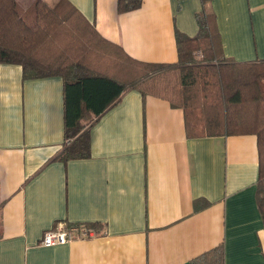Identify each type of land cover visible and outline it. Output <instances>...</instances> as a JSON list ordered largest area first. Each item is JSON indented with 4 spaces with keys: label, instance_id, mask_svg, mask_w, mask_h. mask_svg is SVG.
<instances>
[{
    "label": "crops",
    "instance_id": "1",
    "mask_svg": "<svg viewBox=\"0 0 264 264\" xmlns=\"http://www.w3.org/2000/svg\"><path fill=\"white\" fill-rule=\"evenodd\" d=\"M66 1L153 63L178 61L176 30L195 36L203 8L142 0L120 13L118 0ZM208 4L226 56L264 59V0ZM64 113L61 76L24 79L21 65H0V264H191L221 244L224 264H264L257 135L189 137L181 108L131 89L90 127L89 157L50 161L65 141ZM59 223L95 236L41 244Z\"/></svg>",
    "mask_w": 264,
    "mask_h": 264
},
{
    "label": "trees",
    "instance_id": "2",
    "mask_svg": "<svg viewBox=\"0 0 264 264\" xmlns=\"http://www.w3.org/2000/svg\"><path fill=\"white\" fill-rule=\"evenodd\" d=\"M209 1L202 0L203 8L195 14V36L176 30L178 61L153 63L106 40L66 0L55 5L34 0L28 7L0 0V65H21L24 79H64L65 141L50 161L89 157L90 127L131 89L181 108L189 137L257 135V199L264 221V59L238 61L224 54ZM141 4L118 0V10L132 11ZM191 264H224L223 245Z\"/></svg>",
    "mask_w": 264,
    "mask_h": 264
},
{
    "label": "built area",
    "instance_id": "3",
    "mask_svg": "<svg viewBox=\"0 0 264 264\" xmlns=\"http://www.w3.org/2000/svg\"><path fill=\"white\" fill-rule=\"evenodd\" d=\"M93 236H95V231L81 224L66 225L65 223H59L56 227L50 228L44 232L41 244L53 246Z\"/></svg>",
    "mask_w": 264,
    "mask_h": 264
},
{
    "label": "rangeland",
    "instance_id": "4",
    "mask_svg": "<svg viewBox=\"0 0 264 264\" xmlns=\"http://www.w3.org/2000/svg\"><path fill=\"white\" fill-rule=\"evenodd\" d=\"M18 1V0H17ZM18 3H19V1H18ZM20 4V3H19Z\"/></svg>",
    "mask_w": 264,
    "mask_h": 264
}]
</instances>
